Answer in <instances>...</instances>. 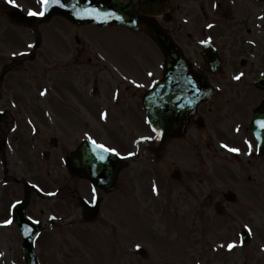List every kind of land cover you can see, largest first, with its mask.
Returning <instances> with one entry per match:
<instances>
[{
    "label": "rangeland",
    "instance_id": "374dc122",
    "mask_svg": "<svg viewBox=\"0 0 264 264\" xmlns=\"http://www.w3.org/2000/svg\"><path fill=\"white\" fill-rule=\"evenodd\" d=\"M242 1H247L242 14H236L237 9L232 7L216 10V26L210 34L223 57L221 73L213 77L215 88L221 92L199 109L207 122L203 129L191 124L184 136L166 141L163 149L155 153L158 140L152 137L150 141L144 135L149 129L141 111L132 110V91L120 98L110 113L109 125L90 122L91 138L119 152L131 150L132 155L118 174L114 194L102 197L94 220L85 222L80 218L78 203L83 198L91 199L93 194L61 164L63 157L77 147L86 128L85 116L81 117L71 106L66 85L69 80L65 74L69 66H75L71 63L65 67V63L54 60V53L43 45L36 50V58L24 57L15 67L13 76L17 79L11 81L14 85L9 94L19 98V107L26 115L13 129H6L7 124L2 122V131L8 133V138L0 148V264H24L17 228L4 221H11L10 206L23 197L25 181L36 183L28 208L44 225L35 248L40 264H264V154L251 156L252 137L241 107L248 109L250 98L264 97V91L260 90L259 95L250 87V82L264 73V11L253 0ZM243 24L248 25L249 32L243 31ZM195 25L197 22L185 27L183 33L192 31L191 26ZM231 29L233 34L241 35L235 47L230 42ZM100 31L90 27L84 34L91 33L92 41L108 59L137 73L135 50L141 55L149 53L146 43L126 31L98 34ZM196 61L199 64L201 59ZM89 71L88 89L95 76L104 92L98 97L109 95L111 89L102 79L100 68L89 67ZM237 76L240 79H235ZM2 96L0 93V108H8L6 97ZM55 99L64 103L52 109ZM86 113L91 121L97 118L95 109ZM23 116L29 124L34 123L36 132L23 126L27 124ZM120 120H124V127ZM52 137L54 142L50 141ZM230 148L239 151L232 152ZM42 150L50 153L46 159ZM175 169L181 173L179 181L171 179ZM62 189L63 197L58 193ZM72 189L75 192H70ZM227 189L236 195L233 203L228 204L219 194V190L224 193ZM213 199L236 209L245 218L250 215L248 225L243 226L251 236V244L226 248L242 224L218 217ZM50 219L55 221L50 223ZM73 225L76 227L71 228ZM137 245L146 256L137 254Z\"/></svg>",
    "mask_w": 264,
    "mask_h": 264
},
{
    "label": "water",
    "instance_id": "95a60500",
    "mask_svg": "<svg viewBox=\"0 0 264 264\" xmlns=\"http://www.w3.org/2000/svg\"><path fill=\"white\" fill-rule=\"evenodd\" d=\"M71 1L77 4V7L82 9L83 0ZM86 3L87 2L84 1V5ZM89 4L98 6L100 9H115L122 13L121 16L106 15V20H109V22L132 24L129 21L132 16L122 12L117 5L113 3L106 4L90 1ZM58 11L60 10L58 9ZM64 12L65 11H63V13ZM66 16L77 22L99 23L95 18H75L72 15ZM48 17L49 15L46 19ZM148 31L153 36L156 43L166 52L167 59L165 66V82H162L163 84L158 83L156 87L146 93L143 97V104L150 117L151 123L155 128H164L165 131L170 130L173 133L178 134L183 130V123L186 117L193 113L195 105L202 96L200 92L196 93L197 90H195V87L201 89L203 83L201 77L197 73L192 75L188 73L183 59H181L176 46L171 40L167 39L159 30L155 29L153 31L152 28H149ZM189 77L191 79H188ZM172 79H177V82ZM258 85L264 86V81H259ZM165 88H167L169 92H166L167 90ZM262 115L264 116V113ZM164 119L166 121H164ZM259 134L262 139L261 145L264 146V129H261ZM82 149L79 155L82 156L87 168L83 171L82 168L79 167L78 171L82 172V174L89 177L93 183L102 186L104 189L111 188L114 183L115 173L120 167V162L112 155L102 152L106 157V162L104 163L98 159L99 156L93 155L90 152L89 147L86 144ZM97 169L101 170V179L102 177H105V180H103L102 183L98 182ZM23 212L24 204L18 206L16 209L15 220L23 236L22 246L24 248L25 261L26 264H36L35 255L31 247L33 234H30L29 232V227H32V223L28 221Z\"/></svg>",
    "mask_w": 264,
    "mask_h": 264
},
{
    "label": "snow or ice",
    "instance_id": "6c2138e0",
    "mask_svg": "<svg viewBox=\"0 0 264 264\" xmlns=\"http://www.w3.org/2000/svg\"><path fill=\"white\" fill-rule=\"evenodd\" d=\"M9 4H12L13 6H18L16 5V0H8ZM38 3L41 5L40 11H34L32 9L28 10V15L30 16H44L46 14V12L49 10V6L50 5H61L62 4V0H38ZM89 15H91L93 12H95V9H91V10H85ZM77 15H79V13H77ZM209 27H211V25H209ZM31 47V46H29ZM16 53H14L15 55ZM235 79H240V76L235 77ZM43 94V93H42ZM262 126H264V124H262ZM159 136V133H157V137ZM91 139V138H89ZM91 144L93 145V152H96L98 149H104V151L110 152V153H115L116 155H119V152H117L115 149H111V148H105L104 145H100L97 144V142L95 140H91ZM225 148H228V145H224ZM230 151L232 152H238L239 149L238 148H230ZM98 159L100 161H104L106 159V157L103 154H100ZM153 191H156V187L155 185L153 186ZM95 199V197H93V200ZM19 203V202H17ZM4 223H11L10 220L4 221ZM235 245L233 244H229L228 247L232 248ZM137 247H140L139 245H137Z\"/></svg>",
    "mask_w": 264,
    "mask_h": 264
},
{
    "label": "flooded vegetation",
    "instance_id": "af4514ba",
    "mask_svg": "<svg viewBox=\"0 0 264 264\" xmlns=\"http://www.w3.org/2000/svg\"><path fill=\"white\" fill-rule=\"evenodd\" d=\"M135 1V0H134ZM180 1H182V3H183V0H180ZM16 4H18V2L16 1ZM8 5H9V3H8V0H0V10H4L6 7H8ZM176 7L177 8H179L180 7V5L179 4H177L176 5ZM169 9H171V12H172V14H173V12H174V9L171 7H169ZM168 11V10H167ZM165 14H161V16H160V18H161V20H162V16H164ZM180 28V27H179Z\"/></svg>",
    "mask_w": 264,
    "mask_h": 264
}]
</instances>
